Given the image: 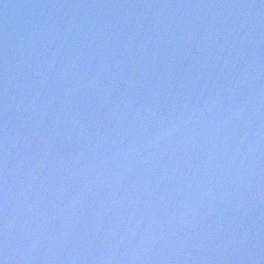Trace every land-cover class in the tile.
<instances>
[{"label":"water","instance_id":"water-1","mask_svg":"<svg viewBox=\"0 0 264 264\" xmlns=\"http://www.w3.org/2000/svg\"><path fill=\"white\" fill-rule=\"evenodd\" d=\"M264 264V0H0V259Z\"/></svg>","mask_w":264,"mask_h":264},{"label":"clouds","instance_id":"clouds-1","mask_svg":"<svg viewBox=\"0 0 264 264\" xmlns=\"http://www.w3.org/2000/svg\"><path fill=\"white\" fill-rule=\"evenodd\" d=\"M0 260L3 261V264H7V258H5V259H0Z\"/></svg>","mask_w":264,"mask_h":264},{"label":"snow or ice","instance_id":"snow-or-ice-1","mask_svg":"<svg viewBox=\"0 0 264 264\" xmlns=\"http://www.w3.org/2000/svg\"><path fill=\"white\" fill-rule=\"evenodd\" d=\"M0 264H3V261L2 260H0Z\"/></svg>","mask_w":264,"mask_h":264}]
</instances>
